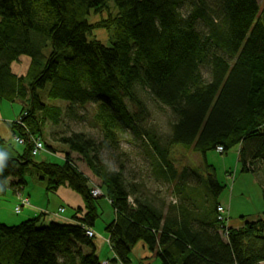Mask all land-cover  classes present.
I'll use <instances>...</instances> for the list:
<instances>
[{
  "label": "trees",
  "instance_id": "1",
  "mask_svg": "<svg viewBox=\"0 0 264 264\" xmlns=\"http://www.w3.org/2000/svg\"><path fill=\"white\" fill-rule=\"evenodd\" d=\"M103 14L88 24L90 15ZM96 30L113 33L110 46L92 38ZM24 58L28 69L17 75L12 65ZM42 96L66 107L45 105ZM0 101L29 104L21 126L9 125L14 137H40L47 121H82L78 109L88 105L102 134L99 143L84 133L59 138L69 149L64 163H37L28 146L19 155L0 140V197L32 178L46 193L67 188L83 201L75 224H45L43 215L0 224V264H103L94 235L86 236L99 199L70 165L71 154L82 157L115 213L105 228L114 255L106 264H131L139 243L160 264H264V213L240 218L239 228L218 221L216 202L204 215L181 207L178 221L165 218L137 198L122 168L110 170L99 155L119 151L120 136L129 134L150 150L156 178L195 180L215 200L223 188L214 168L205 164L203 181L195 170L178 174L169 147L204 160L219 147L223 154L239 147L241 172L264 174V7L257 0H0ZM147 103L170 114L165 146L146 126ZM262 188L264 197V179Z\"/></svg>",
  "mask_w": 264,
  "mask_h": 264
},
{
  "label": "rangeland",
  "instance_id": "2",
  "mask_svg": "<svg viewBox=\"0 0 264 264\" xmlns=\"http://www.w3.org/2000/svg\"><path fill=\"white\" fill-rule=\"evenodd\" d=\"M260 8L264 7V0H257ZM113 14L115 11L111 8ZM106 14L103 15H90L86 20L88 24L93 25L102 19H106ZM113 33H108L105 30H96L92 34V38L100 41L104 46H110V36ZM28 69V60L24 58L19 63L12 65V70L17 75L24 74ZM207 77L206 72L203 73ZM42 101L48 106H57L62 109L66 105L59 101H52L42 96ZM4 105V111L7 113L15 114L20 117L23 110L29 108L27 102H15L7 103L2 102ZM149 112V119L147 121V128L156 133V137L159 139V143L165 146V141L170 135V114L165 109H157L151 103H147ZM78 115L83 117L82 121L65 120L61 125L54 126L51 122H45L40 137L29 136L25 140L23 146H19L14 142L16 137L12 136L6 140L9 146V152L14 151L21 155L24 152V148L28 146L30 152H32V140H39L43 144L44 150L40 152L34 161L37 163L43 162H61L66 161V154L69 153L67 147L62 146L58 139L64 135L70 133H84L89 137L94 138L96 141H102V134L99 127L95 124V106L88 105L82 109H78ZM19 120V119H18ZM21 126L19 121L15 122ZM28 135V133H27ZM54 135V136H53ZM119 151L102 150L100 152V158L103 163L112 171H118L123 169L126 182L135 187L137 192V198L147 200V202L163 212L169 211L171 213L180 211L182 207L185 211L192 215H198L200 212L204 214L216 203L222 204L227 211L228 220L225 225L229 224V221H238L240 218L247 217H262L264 213V197L262 181L264 174L255 175L251 173H242L241 166L238 163L239 158V147H235L229 152L217 153L211 151L206 154L205 160L197 153L187 151L184 148L169 147L168 157L173 164L174 169L178 174L184 170H195L199 172L200 178L203 181L206 178L205 164L211 166L215 170V175L218 184L223 188V192L217 198L213 199L210 192L204 186V184L197 185L192 179L180 180L179 178L175 181L164 182L161 179L155 177L153 171V162L151 160L150 150L140 142H133L129 134H123L120 136ZM48 147V148H47ZM70 165L75 168L78 172L87 178L90 188L100 191L99 199L96 202L98 219L95 221V225L92 228L94 232L93 245L97 250V257L100 261L113 260L114 256L107 244L108 236L105 232L106 226L115 219V213L112 206L103 194L100 182L92 175L89 168L83 162L82 157L77 154H71ZM189 172V171H188ZM187 172V173H188ZM9 180L7 184L9 185ZM27 185L25 191L30 190V186L37 184L32 178L27 179ZM40 189L38 192L41 193L40 200H45V195H48L50 201L48 203L45 200L46 210L49 214H53L56 209L61 206L65 209V213L60 215V218L53 219L52 222L64 224L69 222L76 215V210L83 208L82 199L74 192L67 188H61L57 193L47 194L43 186L37 184ZM183 186L186 188V192L182 194L177 193V186ZM34 190V189H33ZM11 190L7 191V195L0 197V224L8 227L18 226L25 222L27 219H23L25 212L28 209H24L19 215L14 213L15 207L19 206L17 197L14 196ZM37 193V194H39ZM188 193V194H187ZM32 194H34L32 192ZM188 197V198H187ZM25 198V197H22ZM132 201L133 199L130 198ZM76 201H79V205H76ZM134 202V201H133ZM132 202V203H133ZM131 203V202H130ZM30 205V204H29ZM82 214H77L78 218H81ZM17 220L16 222L10 220ZM67 220V221H66ZM6 222V223H4ZM9 222V223H7ZM14 222V223H13ZM49 222H45L47 224ZM241 223V222H240ZM143 244L139 243L133 250L130 257L131 264H160L156 258L146 260ZM105 264V263H103Z\"/></svg>",
  "mask_w": 264,
  "mask_h": 264
},
{
  "label": "crops",
  "instance_id": "3",
  "mask_svg": "<svg viewBox=\"0 0 264 264\" xmlns=\"http://www.w3.org/2000/svg\"><path fill=\"white\" fill-rule=\"evenodd\" d=\"M2 102L3 101H0V140L6 141L7 139L12 138V133H11V131L9 129V125L12 124V123L17 122L19 117L15 116V114H11L9 112L7 113L6 111H4V105H3ZM25 188H26V186L24 188L20 189L19 192H18L21 195V197L27 198L28 201H29V204H30L29 207L24 208V209H28L25 212V215L23 217V219H27L25 221L32 220V219L37 218L39 215H43L42 219H43L44 223L46 221L47 222H52L53 219H58V218H60V215L65 213V209L63 207H61V206H59L53 214H49L48 213V211L46 210L47 208H46V205H45V203H46L45 200H47L48 203H49L50 198L48 197V195H45V200L44 201L40 200L41 193H39L40 192L39 190H42V189H40V187L36 183L31 185L30 186V190H28L27 192L25 191ZM8 190H11V189L9 188ZM7 191H6L5 196L8 194ZM11 192H12V194L14 196L18 197L17 193H13L12 190H11ZM11 192H10V194H11ZM32 192L34 194H32ZM37 193H39V194H37ZM17 200H18V198H17ZM76 205H79V201H76ZM219 205H222V204H219ZM79 207L81 208V206H79ZM24 209H22V210H24ZM61 209H63V213H59V210H61ZM161 212L163 213L165 218L176 219V221H178L177 215H176L177 212L171 213L169 211V213H170L169 215H168L167 212H163L162 210H161ZM73 218L68 220L69 222H66L64 224H68V223L69 224H72V223L75 224V221H74ZM255 218L256 217H247L246 216V219H249V220H252V219H255ZM10 221L16 222L17 220H13L12 219ZM4 223H6V222H4ZM7 223H9V222H7ZM228 225L230 227L239 228L241 226V223L239 222V220L238 221H229ZM91 231H92V233L94 235V232H93L92 229H91ZM107 244H108V239H107ZM142 247L144 248L145 255L147 254V256H145L146 260L155 258L153 254L149 253L148 249L144 245ZM96 250L97 249L95 248V255L97 253ZM108 261L109 260H106V261H103V262L100 261V262L106 263Z\"/></svg>",
  "mask_w": 264,
  "mask_h": 264
},
{
  "label": "built area",
  "instance_id": "4",
  "mask_svg": "<svg viewBox=\"0 0 264 264\" xmlns=\"http://www.w3.org/2000/svg\"><path fill=\"white\" fill-rule=\"evenodd\" d=\"M31 140H32V143H33L31 155H32V157H36L40 152H42L44 150V147H43V144L41 142H39V140L38 141L37 140H33L32 138H31ZM14 142L17 145H19V146H23L25 144V140L23 138H20V137H16L14 139ZM217 152L218 153H222V148L219 147L217 149ZM100 194L101 193H100L99 190H96V189H92L91 190V197L94 198V199L98 198L100 196ZM17 196H18L17 198H18V201H19L20 205L15 207L14 213L16 215H19L20 212L22 211V209L29 207V201H28L27 198H22L19 193H17ZM216 212L218 214V221L220 223L225 224V222L228 220L227 211H226L225 207L218 206L217 209H216ZM59 213H63V209L59 210ZM86 236L88 238H91V237H93V234H92V232L87 231L86 232Z\"/></svg>",
  "mask_w": 264,
  "mask_h": 264
}]
</instances>
